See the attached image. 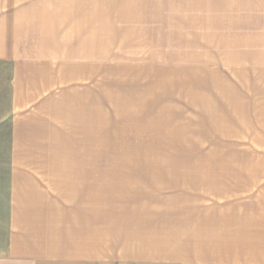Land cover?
I'll return each mask as SVG.
<instances>
[{"label": "crops", "instance_id": "1", "mask_svg": "<svg viewBox=\"0 0 264 264\" xmlns=\"http://www.w3.org/2000/svg\"><path fill=\"white\" fill-rule=\"evenodd\" d=\"M221 9L167 165L102 161V2L0 0V264H264V0Z\"/></svg>", "mask_w": 264, "mask_h": 264}, {"label": "rangeland", "instance_id": "2", "mask_svg": "<svg viewBox=\"0 0 264 264\" xmlns=\"http://www.w3.org/2000/svg\"><path fill=\"white\" fill-rule=\"evenodd\" d=\"M97 2L104 20L103 73L97 77L102 161L188 165L191 100L203 97L209 76L200 66L221 63L222 35L229 30L223 25V0ZM162 185L187 188L189 180Z\"/></svg>", "mask_w": 264, "mask_h": 264}]
</instances>
